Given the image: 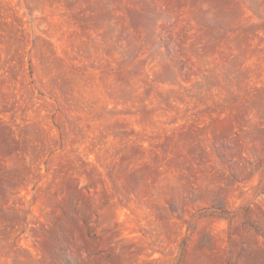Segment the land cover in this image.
Returning a JSON list of instances; mask_svg holds the SVG:
<instances>
[{"label":"rangeland","instance_id":"374dc122","mask_svg":"<svg viewBox=\"0 0 264 264\" xmlns=\"http://www.w3.org/2000/svg\"><path fill=\"white\" fill-rule=\"evenodd\" d=\"M0 264H264V0H0Z\"/></svg>","mask_w":264,"mask_h":264}]
</instances>
